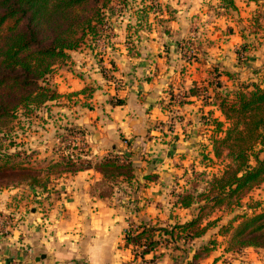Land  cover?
Instances as JSON below:
<instances>
[{
	"label": "crops",
	"instance_id": "1",
	"mask_svg": "<svg viewBox=\"0 0 264 264\" xmlns=\"http://www.w3.org/2000/svg\"><path fill=\"white\" fill-rule=\"evenodd\" d=\"M162 1L161 8L175 5L170 13L178 10L179 15L167 17L163 11L159 24L144 9L122 13L119 19L111 16L104 49L88 46L87 39L69 52L65 71L56 69L58 99L49 104L54 116L47 119L51 128L47 135L39 133L55 145L35 155L57 162L56 144L78 130L84 151L71 157L82 167L46 169L45 187L22 184L0 191V213L11 221L8 235L0 236V264H264V252L251 248L226 253L219 239L217 245L211 239L217 231L187 244H161L136 261V248L125 243L129 225L172 228L195 217L193 207L181 208L173 196L180 191L173 176L186 169L205 137L200 118L211 115L209 103L201 105L202 97L190 96V91L203 88L209 99L215 72L221 84L231 86L229 91L264 82L263 43L257 42L253 55L242 61L236 50L246 37L231 24L215 42L214 35L198 37L193 24L180 16V11L195 16L201 4L217 0ZM234 3L238 8L239 1ZM186 40L198 43L189 56L179 50ZM247 75L251 79L243 84ZM176 93L185 96L177 121L167 106ZM112 157L129 163L133 176L135 171L144 174V183L135 177L130 182L104 178L97 167ZM205 249L209 252L203 253Z\"/></svg>",
	"mask_w": 264,
	"mask_h": 264
},
{
	"label": "trees",
	"instance_id": "2",
	"mask_svg": "<svg viewBox=\"0 0 264 264\" xmlns=\"http://www.w3.org/2000/svg\"><path fill=\"white\" fill-rule=\"evenodd\" d=\"M127 1L0 0V190L22 184L45 187L47 170L77 166L72 163L74 157L67 148L57 151V162L43 169L30 163L29 155L14 151V145L3 146L2 142L8 139L13 123L19 122L21 117L27 118L42 110L50 112L49 104L58 99L51 83L55 69L67 62L69 52L78 50L86 39L93 43L102 39L107 13H112L116 7L113 3L125 5ZM217 1L227 14L237 12L234 0ZM247 1L256 4L249 23L254 29L253 35L264 34V10L258 4L261 0ZM216 87H221L220 83ZM189 95L197 96V89H192ZM121 103L116 100L114 104ZM218 109L225 122L231 124L223 138L211 137L213 155L220 159L225 153V165L218 175L212 174L205 181L203 191L173 195L181 208H194L195 217L188 223L172 228L143 224L135 235L125 233V243L138 249L134 261L143 260L161 244H187L217 228L219 218L210 216L214 209L240 208L242 199L264 183V82L239 85L234 92H226L219 99ZM205 123L208 126L213 123L217 128L215 132L223 127L215 119H207ZM207 157L203 158L210 163ZM97 170L112 181L121 178L130 182L134 178L130 164L119 162L117 157L103 160ZM192 190L195 191V186ZM236 222L239 223L233 227ZM229 230H232L231 240L225 252L236 254L249 248L264 252V210L236 215L228 221L227 227L217 232L225 235ZM208 252L209 249L203 251Z\"/></svg>",
	"mask_w": 264,
	"mask_h": 264
},
{
	"label": "rangeland",
	"instance_id": "3",
	"mask_svg": "<svg viewBox=\"0 0 264 264\" xmlns=\"http://www.w3.org/2000/svg\"><path fill=\"white\" fill-rule=\"evenodd\" d=\"M159 1L160 0H139V4H138L137 1L128 0L127 4L125 5H117V3H113V5L116 7H114V11H112L111 13L113 15L107 14V24L109 26L110 24H112L110 23L111 16L115 17L114 19H119L121 18L122 13H125L128 11H131V13H133V12H136L137 10L141 12L143 11V9L144 11H148V13H150L151 15H156L154 17V20L155 22H157V24H159V21H160L159 17L162 15L163 11H166L165 16L167 17H172L173 15L174 16L179 15L178 10H175V12L170 13L172 9H177L175 5L173 6L170 4L165 5V7H167V9L165 10L164 9L165 7L161 8L160 6V4L163 6L164 4L163 1L161 0V3L158 4ZM238 1H239L238 8L235 5L237 9L236 13L231 12L227 14L226 11L223 10L217 2V4L207 3V4H204V6H202L201 4V7L199 9L197 8L195 9V11H193L196 14L195 16L192 15V12H189V11L187 12V14L184 13V11H180L181 12L180 16L182 15L184 20L190 21L191 25L193 24L194 32L195 34H197L198 37L202 38V37L209 36L212 38L214 35L215 38L214 37L213 38L215 42H216L215 40L216 35L221 36L227 33V30L229 29L227 25L231 24V27H233L232 29H234L238 35H241L242 33V35L246 37L244 41L245 44H243V46L248 45L249 49L247 48L246 50H243L242 49L243 46H241L242 45L241 44L239 45V48H237L236 50V52L239 53L237 54V58L242 59V61H245L246 55H248L247 57H251V55H253L252 51H253V48L257 46V42L258 43L261 42L264 44V34L260 32L256 36L255 34L253 35L254 29L251 28L249 24L250 15H251V11H253L252 10L253 8H247L248 7L247 0H238ZM143 2L146 3L144 4L146 5L145 6L146 8L140 4ZM250 4L254 6L256 5L254 2H251ZM258 4L260 5V7L262 6V10H264V0H261ZM139 6H142V8H138ZM133 9H136V10L133 11ZM255 9H256V6H255ZM104 34H107V36H105ZM103 36L106 37V39L103 40L105 42L111 37V29L110 31L104 32ZM89 41L90 40L87 41L88 46L93 45V48L100 49L97 43H99L98 41H102V39L96 41L97 43L96 42L91 43ZM195 42H196L195 40L194 42H190L189 40L183 41V43H181V45L179 46L181 55L183 54L185 56H188L190 55L191 51H195V49L197 48V44H198L197 42H196L197 44ZM63 65L58 66V67L63 68V70L65 71L66 66L62 67ZM56 69L51 77L52 84H53L54 74L55 73L56 75L58 74V72H56ZM218 78L219 77L216 72L212 73L211 75L212 91L210 93L211 95L209 99L206 98L205 96L206 91L204 92L202 90L203 88L197 89L199 97H202L201 105H204V104L207 105V103H209L211 115L210 114L208 115V113L206 112L207 114L203 113L202 115L204 116L203 117L201 116L200 118V122L204 127L203 135L205 137L201 139L202 142L199 145L197 154L192 157V159L189 161L190 164L186 167L185 170L183 169V171H177L178 174L176 176H173L175 177V180L177 179L180 181L179 182V185H180L179 193L183 191H186L187 193H191V192L195 193V192L203 191L206 187L204 184L205 181L209 180L212 174L218 175V171H220L226 163L223 159V156L225 155V153L222 155V157H220V159H217L214 157L213 150H212L213 140L211 139V137L216 138V139L223 138L225 135V131L231 128V124L225 122V119L222 113L218 109V103H219V99L222 98V96L224 97L226 92L231 91L232 93L234 91L232 90L229 91V88H231V86L225 84L224 81H223V84H221L217 80ZM247 79H251V77L248 75L244 76V78L241 79L242 80L241 82L244 84L246 83L245 81H247ZM217 83H220L221 87H216ZM207 100H209V102ZM52 115L54 116L51 110L50 112L49 110L46 112L42 110L38 112L36 115L29 116L27 118L21 117L19 122L13 123L12 130L7 135L8 139L6 137V140L2 142L3 146L4 145H14L13 147L14 151H19L20 153L29 155L28 157L30 159V163L34 164L37 167H42V168L46 167L49 164V162H47L49 156H43L44 158L40 159L35 154L38 151H42V150L45 151L49 149L50 147H52V145H55L54 143L51 144L50 143L51 141H49L48 138H44L43 136L45 134L47 135L48 130L51 128V120L50 122H48L47 119L49 116L53 117ZM207 119L209 120L215 119L217 122H221L223 124V127L218 132L217 131L215 132L217 128L213 125V123H209V126L206 125L205 121ZM40 132H43V135H40L39 134ZM73 133H77V132L73 131ZM56 148L57 150H61V149L63 150V147L61 146L60 143L56 144ZM206 155L210 158L211 160L210 163L208 162L207 159L205 160L203 158ZM194 186H195V191L192 190V187ZM231 208L223 206V207H219L213 210L210 216L212 215L211 217H213V219L219 218V221L217 224L218 227L211 229L209 231H218V229L220 228L227 227L228 221H230L236 215H241L242 213L249 214L253 210L254 212L263 211L264 210V183L254 188L253 190H251L249 194L245 198L242 199L240 208H235L233 211L230 210ZM238 223L239 222L234 223L233 227H236ZM231 232L232 230H229V232L225 235L223 234L221 235L219 232H217L213 237H211V239L213 240L215 239L216 245L219 239L220 240L219 244L224 246V250H225L229 246V243L231 240ZM178 243H182V242H178ZM171 244L173 243L166 244V245L169 246ZM226 253L233 254L232 252H226Z\"/></svg>",
	"mask_w": 264,
	"mask_h": 264
},
{
	"label": "built area",
	"instance_id": "4",
	"mask_svg": "<svg viewBox=\"0 0 264 264\" xmlns=\"http://www.w3.org/2000/svg\"><path fill=\"white\" fill-rule=\"evenodd\" d=\"M110 31V26L106 24L104 26V32ZM107 36V34H104ZM106 37L103 36L102 41H98L97 43L98 47L102 50L104 49L103 44ZM191 53V52H190ZM189 56V55H188ZM107 72V71H106ZM184 94L183 93H176L174 96H172L169 99L168 107L174 111V120L177 121L178 115L176 114V111L181 106L183 100H184ZM61 146L64 148H67L68 153H83L84 147L81 135L79 133H72L68 138H66L64 141H62ZM11 226L10 216L6 214L0 213V236H7L9 232V228ZM139 226L137 225H129L127 227L126 233L129 235H135L139 231ZM163 237V236H162ZM138 249L135 250V254L137 255ZM140 264H147L140 262Z\"/></svg>",
	"mask_w": 264,
	"mask_h": 264
},
{
	"label": "water",
	"instance_id": "5",
	"mask_svg": "<svg viewBox=\"0 0 264 264\" xmlns=\"http://www.w3.org/2000/svg\"><path fill=\"white\" fill-rule=\"evenodd\" d=\"M144 174H140V173H138L137 171H135V173H134V177H135V180L137 181V182H139L140 184H143L144 182H143V178H144Z\"/></svg>",
	"mask_w": 264,
	"mask_h": 264
}]
</instances>
